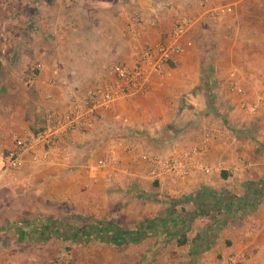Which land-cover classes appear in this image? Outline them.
Masks as SVG:
<instances>
[{
	"label": "crops",
	"instance_id": "1",
	"mask_svg": "<svg viewBox=\"0 0 264 264\" xmlns=\"http://www.w3.org/2000/svg\"><path fill=\"white\" fill-rule=\"evenodd\" d=\"M7 1L0 0V10L12 12L0 25L12 27L6 38L17 58L0 64V152L40 131L46 109L67 113L108 80L113 66L132 67L146 45L171 42L179 18L193 22L184 38L193 44L152 77L144 94L99 111L89 131L60 138L47 165L3 172L0 157V210L5 197H44V204L127 197L139 202L131 217L147 218L144 230L187 233L190 257L183 251L179 264H223L231 256L264 264V108H242L264 102V1ZM224 6L229 11L219 14ZM135 10L143 20L136 40L129 31ZM36 64L42 68L27 87ZM207 133L209 147L194 157L186 179L149 176L150 157L198 147Z\"/></svg>",
	"mask_w": 264,
	"mask_h": 264
},
{
	"label": "rangeland",
	"instance_id": "2",
	"mask_svg": "<svg viewBox=\"0 0 264 264\" xmlns=\"http://www.w3.org/2000/svg\"><path fill=\"white\" fill-rule=\"evenodd\" d=\"M4 2L10 4L7 0ZM223 3L226 5L229 2ZM11 12L0 10V19L4 17L5 20L6 15L10 17ZM11 29L0 25V64L11 65L12 58H17L10 38H6ZM97 201L94 203L92 197H59L44 204V197H5L0 210V264H179L181 255L190 257L186 255L187 240L186 244L179 242L183 237L187 238V233L182 232L171 236L149 230L142 241L120 245L99 240L74 242L69 232L48 240L38 239V230L48 223V217L67 229H87L96 221L112 222L125 234L136 230L140 223L147 220L131 217L134 207L140 204L130 203L127 197H98ZM129 205L131 211H125L124 208Z\"/></svg>",
	"mask_w": 264,
	"mask_h": 264
},
{
	"label": "built area",
	"instance_id": "3",
	"mask_svg": "<svg viewBox=\"0 0 264 264\" xmlns=\"http://www.w3.org/2000/svg\"><path fill=\"white\" fill-rule=\"evenodd\" d=\"M210 0H199V5L205 7ZM230 7H221L219 14L227 13ZM143 22L141 13L137 10L131 13L129 31L132 38H138L139 25ZM193 22L186 17L179 18L170 32L171 42H163L156 45H146L136 60L134 66L117 64L108 73V80L99 86L88 90L81 99L76 100L69 107L67 113L58 114L46 109L45 123L38 133L27 137H16L14 147L1 150L0 157L3 161V172L19 171L27 164L45 166L50 162V153L54 144L62 137L68 136L74 131L87 132L95 124L97 115L101 110H110L112 105L128 95H141L146 91L152 77L161 75L166 65L174 61L186 48L192 46L191 40L184 38L191 32ZM42 65L36 64L31 73L25 78V85L32 87L37 80V72ZM52 84H55L53 82ZM233 91L242 93L238 87ZM264 108V102H259L247 108L249 112H256L258 108ZM211 136L207 133L200 146L167 157L152 156L149 159V176L152 179H160L165 176H174L178 179H186L195 168L194 157H203L209 147ZM113 158V153L109 160ZM107 161L100 160L99 165L105 166ZM209 171L206 167H201ZM244 172V170L242 171ZM223 264H248L244 259L231 256Z\"/></svg>",
	"mask_w": 264,
	"mask_h": 264
},
{
	"label": "trees",
	"instance_id": "4",
	"mask_svg": "<svg viewBox=\"0 0 264 264\" xmlns=\"http://www.w3.org/2000/svg\"><path fill=\"white\" fill-rule=\"evenodd\" d=\"M48 4L54 3L55 0H45ZM36 131L34 133H38ZM47 221V220H46ZM38 223V222H35ZM155 226V223H152ZM145 225H139L136 230L125 234L124 230L116 227L112 222L96 221L92 226H87V229L73 227L67 229L60 222L48 217V223L43 225L42 230H38L39 240H48L53 236L63 235L69 232V236L74 242L87 243L91 241H101L105 243H113L120 245L126 242H140L148 235V231L144 230ZM69 230V231H68ZM33 237V236H31ZM186 237H183L179 242L180 244H186Z\"/></svg>",
	"mask_w": 264,
	"mask_h": 264
}]
</instances>
